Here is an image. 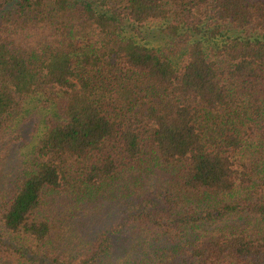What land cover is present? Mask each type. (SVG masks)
Here are the masks:
<instances>
[{"label": "trees", "instance_id": "obj_1", "mask_svg": "<svg viewBox=\"0 0 264 264\" xmlns=\"http://www.w3.org/2000/svg\"><path fill=\"white\" fill-rule=\"evenodd\" d=\"M9 3L0 264H264V0Z\"/></svg>", "mask_w": 264, "mask_h": 264}, {"label": "rangeland", "instance_id": "obj_2", "mask_svg": "<svg viewBox=\"0 0 264 264\" xmlns=\"http://www.w3.org/2000/svg\"><path fill=\"white\" fill-rule=\"evenodd\" d=\"M15 10V6L13 3H9L0 7V19L6 15H13ZM140 96H143L141 94ZM35 118L40 116L38 111H35ZM33 122L24 125V129L22 130L20 137L22 138L21 141L12 142L7 146V148L0 154V174L1 172L7 168L10 164L17 161L20 157H22L26 152L29 151L28 145L30 143L24 142V138L28 136V132L31 130ZM35 140L33 141V143Z\"/></svg>", "mask_w": 264, "mask_h": 264}]
</instances>
